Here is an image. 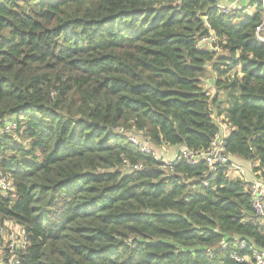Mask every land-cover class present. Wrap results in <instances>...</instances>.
I'll return each mask as SVG.
<instances>
[{
	"label": "trees",
	"instance_id": "16d2710c",
	"mask_svg": "<svg viewBox=\"0 0 264 264\" xmlns=\"http://www.w3.org/2000/svg\"><path fill=\"white\" fill-rule=\"evenodd\" d=\"M251 3L0 0V169L15 188L0 223L30 236L20 264H249L232 253L264 250L249 180L221 168L206 186V163L163 170L113 131L203 151L221 130L216 108L232 129L227 153L258 161L264 179L263 5ZM213 35L216 51L200 46ZM11 118L17 130L4 133Z\"/></svg>",
	"mask_w": 264,
	"mask_h": 264
},
{
	"label": "built area",
	"instance_id": "2783aa9c",
	"mask_svg": "<svg viewBox=\"0 0 264 264\" xmlns=\"http://www.w3.org/2000/svg\"><path fill=\"white\" fill-rule=\"evenodd\" d=\"M263 5V23L258 27L256 31L257 38L264 42V0H261ZM238 0H230L228 5L218 4L222 13H231L233 10L239 9L237 6ZM215 36L205 38L200 41V46L208 48L209 46L214 48ZM229 130L227 134L220 130L219 133L213 139L211 146L207 150L194 151L186 146L179 148L175 154L173 160L167 161L162 153L160 154L153 149L150 144L142 139H139L136 132L128 131L122 126L115 127L113 131L128 139V142L135 145L140 152L152 155L156 160L162 161L161 168L166 171L173 169L174 164L177 160L186 161L188 164L194 166L200 162L206 163L208 171L204 184L208 186L210 181L215 179L219 174L221 168H227L226 174L231 178H244V169L237 163L233 156L227 153L225 147V139L231 133V125L228 122H224ZM18 127V121L15 118H11L6 121L3 132L4 133H15ZM221 127V125H220ZM126 167L129 172L142 171L147 169L143 164H130L125 161ZM249 193L251 195V203L255 212L256 217L260 222H264V179L261 176H254V179L250 182ZM14 182L12 174L0 169V197L6 196L13 192ZM4 244V247L1 246ZM30 244V236L23 225L13 221L6 220L4 223H0V264H20V253L25 251ZM227 245L226 240L221 241V246ZM247 242L245 240L237 241V247L239 250L245 249ZM253 257L242 256L238 251L232 253V259L238 263L248 262L249 264H264V250L254 249ZM211 255H213V249H208ZM214 256V255H213Z\"/></svg>",
	"mask_w": 264,
	"mask_h": 264
},
{
	"label": "crops",
	"instance_id": "0c3cea01",
	"mask_svg": "<svg viewBox=\"0 0 264 264\" xmlns=\"http://www.w3.org/2000/svg\"><path fill=\"white\" fill-rule=\"evenodd\" d=\"M218 1V4H223V5H228L230 3V0H217ZM252 0H238V3H237V6L238 8H242V9H245L246 11H248L249 13H252L254 11H256V7L254 5H252L251 3ZM209 67V65H207ZM210 68H211V72L215 75L214 71L212 70V65L210 64ZM210 72V73H211ZM207 83H208V86L209 87V90L208 92L209 93H213L215 94L216 92V87H215V83L212 79H207L206 80ZM211 81H213L211 83ZM213 84V85H211ZM213 86V87H211ZM206 87V88H207ZM205 88V89H206ZM214 115V114H213ZM222 119V121H226L225 117L222 116V117H219ZM221 130L223 133L227 134L228 133V129H227V126H225L224 124L221 125ZM167 145H164V146H158V147H162V148H165ZM168 147H171L172 148V153H174V150L178 151L180 147L178 146H168ZM234 160L239 163L242 168L244 169V178H246L247 180H249V182H251L253 179H254V176L256 174V172L254 171V167L258 166L259 162L258 161H247L245 159H242L240 157H236V156H233Z\"/></svg>",
	"mask_w": 264,
	"mask_h": 264
},
{
	"label": "rangeland",
	"instance_id": "374dc122",
	"mask_svg": "<svg viewBox=\"0 0 264 264\" xmlns=\"http://www.w3.org/2000/svg\"><path fill=\"white\" fill-rule=\"evenodd\" d=\"M208 65H209V67L207 66V68L211 70V68H210V64H208ZM210 70H209V73L207 72V74L204 76V78H203V80H202V85H203L204 89L208 86V83H207V81H206L207 79L210 78V79H212V80L214 81V83H215V75H214ZM210 72H211V73H210ZM213 81H211V83H212ZM211 85H213V84H211ZM211 87H213V86H211ZM206 90L208 91V90H209V87H207ZM210 95L213 96L214 94H213V93H210ZM213 112H214V119H215V121H216L219 125L224 124V121H222V119L219 118L220 116H218L216 108H214ZM136 136H138L139 139H142V140L148 142V143L150 144V146H151L153 149H155L157 152H159L160 154L162 153L163 157H164L167 161H171V160H173L175 154L177 153L176 150H174V153H172V148H171V147L166 146L165 148H162V147H158V146L154 145V144L151 143V142H150L145 136H143V135L140 134V133H137ZM3 247H4V244L1 246V248H3Z\"/></svg>",
	"mask_w": 264,
	"mask_h": 264
},
{
	"label": "water",
	"instance_id": "95a60500",
	"mask_svg": "<svg viewBox=\"0 0 264 264\" xmlns=\"http://www.w3.org/2000/svg\"><path fill=\"white\" fill-rule=\"evenodd\" d=\"M208 49H209V50H214V51H216L215 48H212V47H210V46L208 47ZM91 124H95V123H91ZM95 125H98V124H95Z\"/></svg>",
	"mask_w": 264,
	"mask_h": 264
}]
</instances>
